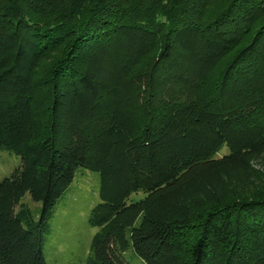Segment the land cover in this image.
Returning a JSON list of instances; mask_svg holds the SVG:
<instances>
[{
	"label": "trees",
	"instance_id": "1",
	"mask_svg": "<svg viewBox=\"0 0 264 264\" xmlns=\"http://www.w3.org/2000/svg\"><path fill=\"white\" fill-rule=\"evenodd\" d=\"M0 149V264H47L78 170L85 264H264V0H0Z\"/></svg>",
	"mask_w": 264,
	"mask_h": 264
},
{
	"label": "rangeland",
	"instance_id": "2",
	"mask_svg": "<svg viewBox=\"0 0 264 264\" xmlns=\"http://www.w3.org/2000/svg\"><path fill=\"white\" fill-rule=\"evenodd\" d=\"M226 150L223 146L219 153L222 154ZM19 162L18 155L0 149V181L9 177ZM252 164L255 169L264 172V155L262 159ZM143 196V192L133 193L130 200ZM98 201V173L89 170L76 171L73 182L55 205L48 222L49 230L43 244L47 264H85L90 252L91 239L98 229L88 223V215ZM22 202L31 208L34 218L37 219L41 203L34 201L29 193L24 194ZM125 255L132 264H145L134 253L132 246L126 250Z\"/></svg>",
	"mask_w": 264,
	"mask_h": 264
}]
</instances>
